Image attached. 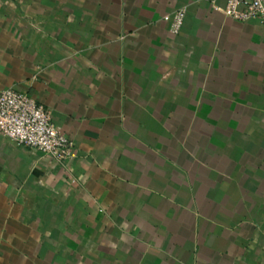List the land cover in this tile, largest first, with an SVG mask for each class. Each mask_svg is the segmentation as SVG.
I'll use <instances>...</instances> for the list:
<instances>
[{"label":"crops","instance_id":"1","mask_svg":"<svg viewBox=\"0 0 264 264\" xmlns=\"http://www.w3.org/2000/svg\"><path fill=\"white\" fill-rule=\"evenodd\" d=\"M225 5L0 0V91L77 151L0 137V264H264V27Z\"/></svg>","mask_w":264,"mask_h":264},{"label":"built area","instance_id":"2","mask_svg":"<svg viewBox=\"0 0 264 264\" xmlns=\"http://www.w3.org/2000/svg\"><path fill=\"white\" fill-rule=\"evenodd\" d=\"M217 1L212 0V3ZM214 8L237 23L257 22L264 27V0H226L223 9ZM185 18L186 10L183 9L164 17L172 35L180 34ZM0 137L61 165L77 157L74 141L55 125L51 112L20 91H0Z\"/></svg>","mask_w":264,"mask_h":264}]
</instances>
